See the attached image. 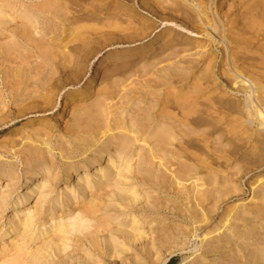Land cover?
<instances>
[{
    "label": "rangeland",
    "instance_id": "374dc122",
    "mask_svg": "<svg viewBox=\"0 0 264 264\" xmlns=\"http://www.w3.org/2000/svg\"><path fill=\"white\" fill-rule=\"evenodd\" d=\"M160 1H162L165 6L178 9L180 16L178 18L173 17L168 11L164 12V15L159 14V17L153 15L140 6L141 0H0V12L4 13V19L11 21L16 27L20 28V30H8L5 27H0V170L4 169V166L6 167L9 164L12 165V171L20 172L25 170L26 158L31 153L43 157L42 161L39 162L36 167L41 169L44 167H51L52 170L56 172L60 171L61 175H64L66 172L71 171L73 166L81 164L87 156H92L93 150L95 149L93 146L101 138L102 131L97 129V120H103L104 122H102L104 125L108 123L111 126H114L117 122L121 126L140 125L142 126H139L140 132H144L146 131L144 127L147 123L145 122L146 119L152 120L158 117L164 110L161 109L162 107L166 108L168 106L176 110L174 109L176 108L175 101L165 102V100L161 99L164 93L163 89L170 87V84H165L166 86L163 84V79L166 75L168 76L169 74L172 75L175 73V75H172V81H175V86L181 89L191 87L192 85V78L185 79L182 83L179 81L181 80V75H179L180 72L187 71L189 66L193 65V67H195V79L210 77L207 75V68L213 57H218L216 61L217 66L215 64L216 75L220 74L219 72L221 70H225L226 68L228 70V66L222 63L223 52L221 51V44L216 42V37L219 36V33L214 27L215 20L212 7L214 3L219 0H203L205 2L202 7L205 9L203 10L204 15L203 13L199 15L196 10V8L199 7L197 0H189V3L183 0H175V2L173 0ZM20 5L22 9H25V13L13 15L12 12L14 8ZM238 6L233 7V9H223L222 11H226V15L227 17L229 16V19L233 18L241 22L245 14L248 16L250 11H254L253 9H256L254 15L257 17L264 12V0H246L245 6ZM27 13L30 14V16H27ZM160 16L167 21L162 20ZM191 16H193V18ZM205 16L210 17L208 20L210 24L214 23L212 28H208L209 34L201 32L200 29L196 28L197 23L200 22L199 20H204ZM187 17L192 18L191 21L188 20V23L184 22ZM240 21L239 24L241 25L242 23ZM140 23H144V27H153L151 29L149 28L148 32L150 35L147 38H145V33L136 32V28ZM241 29L243 30L239 33L241 37L244 36L242 41L243 47L247 52H250L246 61L247 63L256 65L255 62L259 59L257 51L260 50L259 45L261 42L258 39H256V41H251L250 36L261 35V32H257V34L254 28L241 27ZM154 37L157 38L156 42L147 52L134 54L127 60L114 62L103 68L102 72L98 73L92 88L84 95H80L75 100L70 101L66 117L62 119V121H64L62 128L55 130L49 126L48 123L55 122V117L61 109L62 104L60 101L65 99V97L70 92L74 91L77 86H82L88 77L93 75V70L100 60L107 56L116 57L121 55L139 47L144 40L149 41ZM223 77L224 78H216L219 81L216 85L218 88L215 85H211L205 96L208 98L211 97L213 101L216 99L215 102L218 100L216 102L217 104H229L230 106L235 104L236 108H243V103L245 99H247L245 95L247 94L243 90L240 92L235 90L241 85L239 83L234 86V83L239 80L236 81L234 78L227 76ZM228 78L229 80H227ZM234 96L238 102L235 100ZM262 97L264 98V91H262ZM222 102H224V104ZM102 109L105 110L104 113ZM232 110V108L230 109L228 107L224 109V111L227 112L226 116L224 115L226 119H224L222 123L216 124V128H213L214 132L212 129H205V126L197 129L198 133H201L203 130L208 132L207 139L205 138L206 140L203 141L200 140L201 143L198 144V147L201 146L199 147V149L201 148L200 150L205 151L206 148L204 147L206 145L211 146L214 150H224L225 148V150H229V146L227 145L233 143L235 146L238 144V146L241 145L242 147L237 155L238 157L233 158L230 161L231 163H224V166L220 167L222 173L219 168H215L217 166H214V171L205 172L202 174L204 176L200 175L201 179H207L204 181H213L217 179V176L221 173L219 176L221 179L218 178V180L222 182L219 186L223 189V192L221 191L223 194L222 197H220L221 195L219 196L220 193L215 191L218 187L217 184H211V188L214 187L215 189L213 188L210 190L209 186L208 188L210 191H206L208 192L206 193L207 197H210V195L211 197L204 203L205 205H203V208L205 212H209L208 215L210 219L213 215L212 219H209V224L204 226L201 225L203 223L198 225L195 224L197 228L194 227L193 229L194 225H191L190 219H188V221L181 218L179 221H177V219L172 220L170 216H172L174 212V206L182 210L181 212L179 210L180 215L185 216L186 213H190L193 219L196 217L197 220H199V217L200 219L204 217L203 211L201 207L197 208L196 206H194L192 212L191 210L188 211L191 205H188V201L186 202L185 199L181 200V198L177 196L174 188L175 186H171L170 172L161 169L160 172L156 171L157 168H154L155 174L165 183L167 182L169 186L164 183L163 185H166L165 188L150 194L159 204V210L164 211L161 213L162 216L152 212L149 213L150 217H147L144 215V209L141 206H138L140 209L135 213H130L132 216L136 217L134 220L135 223L143 224L145 227L144 233L147 234V238L143 241L142 245L147 247L149 253L147 256H142V258L144 257L145 259L143 258L139 264H191L202 256L205 260L210 257L212 259H222V255L225 252L234 259H242L243 262L247 256L253 257L254 255L256 256L253 258L260 259L261 257V260L264 261V200L258 199L259 197L257 196L261 190L260 186L264 185H259L257 181L258 179L264 178V126L252 120L253 123H250V125H248L249 122H247L244 124L246 126H242L240 129H234L236 125L233 122V117L238 115ZM231 116L233 117L230 118ZM36 117H40L43 121L29 126L28 120ZM132 117L136 118L132 121L133 123L130 124ZM208 121L211 125H214L210 120ZM46 122H48V125ZM77 123L81 127V129H78L79 131L74 130L75 127L78 126ZM27 127H31L33 129L32 131L36 134L32 132L28 135H22L24 129ZM141 128L145 129L143 130ZM242 128H244V130ZM240 130H243V132H240ZM120 131L121 130L115 132L118 133ZM245 131H249L247 133L248 135ZM156 132L157 131L152 130L150 133L153 134ZM75 133L78 134V137L74 136L76 135ZM238 133L241 135H238ZM81 135L83 137L87 136L91 138V140L88 138V140H80V137H82ZM232 136L236 139L232 138ZM230 138L231 140H229ZM233 140H237L238 143ZM203 142L206 143L205 146ZM258 142L260 143L258 144ZM211 143L214 145L212 146ZM116 145H118L117 142L112 145L106 144L105 146H111V148H113ZM253 145L256 146L257 150ZM142 146H144L143 141L137 142V144H135V152L133 151L125 161L126 163L132 158L128 165L135 169L134 174H138L136 162L141 161L139 158L140 155H145L143 159H148L150 157L147 152L148 146H145L144 149ZM141 148L143 150H140ZM203 151H196V154L199 152L196 158L200 159ZM136 152H139V156ZM211 152L213 153V151ZM65 156H67V158H65ZM180 156L181 155H177V158L174 157L178 160L176 164L183 161L181 164L187 165L189 160ZM94 158L95 157L92 156V159ZM159 159L169 160L167 156H159V158L153 160V163L158 165ZM218 160L220 162L224 161V159ZM190 164L191 162L188 164L189 167ZM32 165L34 166L35 163H32ZM118 167L120 170L121 165H118ZM175 168H177V166ZM175 168L173 167V169ZM217 170L219 174H217ZM8 173V177L12 175L11 171ZM79 173L77 172L75 175H79ZM213 173L215 175H213ZM223 173L225 176H223ZM134 174H132V176H134ZM205 174H207V177ZM8 177L5 176V178H3L0 176V179L3 178L0 182L3 184V186L0 185V193L5 191L6 181L9 180ZM109 177L111 178L113 176ZM210 177H213V180ZM227 177L229 178L228 180L226 179ZM199 184H202V182H199ZM57 188L60 189L62 186H57ZM142 188L143 187L140 186V192L143 191ZM113 190L114 185H111V183L98 185L87 198L84 197V199H86H83V202L82 200H80V202H74V208H70L69 205L59 204L58 206L56 205L52 214H49V206L51 205L48 202H42L44 206L41 207V200H39L37 194L31 197L24 208L20 209L18 218H13L12 206H5V213L1 216L0 225L8 223V226H10L14 221L20 223L23 221V218L34 215L37 221L35 220V226L25 234L26 236L22 237L23 230L17 227L11 234L4 233L0 237V264H82L81 258H84L86 252L80 230L82 225L86 224V216L79 215L87 212L89 205L94 200L103 201L104 205H108L109 202H111V198L108 196L111 194L116 195L119 191V189L115 192ZM263 190L264 186L262 191ZM129 193H132V191ZM182 194H184V192ZM139 198L144 199L143 197ZM240 208L243 209L241 217L238 216L242 213ZM237 209L240 210L237 211ZM27 211H29V213ZM194 211H197V213H194ZM112 213L117 215L115 211L109 213V207L96 213L95 222L93 223L101 228H99L100 233L110 234L114 228H129V223L123 222L124 218L115 221V216L110 217ZM229 213L231 215L233 213V215L231 216ZM51 215L58 221L56 226L57 229L53 231L49 237L37 235L33 237L34 234H36L35 229L44 224L47 221V217ZM155 218L159 219L160 222L162 220V224L165 226L172 225V228L174 226L175 229L178 228L176 225L179 226L178 229H181V234L178 232L179 241H176L177 244L169 242L161 251H156L151 247L150 244H152L153 238L151 229L160 228V225L158 226L156 222L153 223V219ZM170 220H172L173 223ZM221 220L222 222L224 220H229L230 222L228 221V225L236 224V227L234 225L235 231L239 234L237 230H242L240 234H242L243 238L235 240V238L231 236V231L221 228L222 230L219 229L204 239L205 233L210 230L215 231V229H218L217 227L225 223H222ZM40 230L42 229L40 228ZM61 230L65 232L64 235L67 238L64 242L65 245L63 247L56 245L54 249L49 252L51 253L49 256L44 254L41 249L44 248V245H46L48 241L54 239L55 234ZM183 230L184 232H182ZM1 232L3 231L1 230ZM224 236L225 238H223ZM226 237L230 240L233 239L232 241L229 240L230 245L227 244L226 247H222L216 244L218 238L225 240ZM211 238L215 239V241L213 240L214 243ZM206 243L209 244L210 247ZM242 245H245L247 248ZM64 247L66 250H63ZM211 247L216 249L217 255L211 252V250H213ZM236 247H238V249ZM206 249L207 251L210 250L209 253L211 254H207L205 251ZM239 250L243 256L239 255ZM248 250L253 252L250 253ZM257 250L261 252V254H259ZM221 252H223V254H221ZM234 252L238 254L235 255ZM104 254L105 252L100 250V257L102 259L100 264H131L126 258L111 262L106 254ZM212 254L213 256H211ZM134 255L135 254H130L128 257V259L132 261V264L135 262L133 260ZM257 256L259 257L257 258ZM228 259L221 263L224 264L229 261ZM206 263L209 264V261H206ZM232 263H234V261L230 264ZM134 264L137 263L135 262ZM253 264H256V262H253Z\"/></svg>",
    "mask_w": 264,
    "mask_h": 264
},
{
    "label": "bare ground",
    "instance_id": "6f19581e",
    "mask_svg": "<svg viewBox=\"0 0 264 264\" xmlns=\"http://www.w3.org/2000/svg\"><path fill=\"white\" fill-rule=\"evenodd\" d=\"M141 1L142 2L140 3L141 4L140 6L153 15H156V16H158L159 14L164 15V12L168 11L169 14L173 17L178 18L180 16L179 15L180 13H178V11H179L178 9L173 8L171 6H165L162 3V1H160V0H141ZM173 1L175 2V0H173ZM183 1L189 3V0H183ZM219 1H220V3H219ZM219 1L214 3V5L212 7V11L214 13V20H215V26L214 27L219 33V36L216 37V42H219V44H221V51L223 52L222 53L223 54L222 63H224L228 66V70L226 68L225 70H221L220 72L218 71L220 73V74H218L219 76L215 74V67L217 66L216 61H217L218 57H213L209 62L210 65L207 68V71H208L207 75L210 76V77L208 76L209 78L195 79L194 78L195 67H193V65L189 66L188 70L185 72H180L182 70L181 69L179 71L180 72L179 75H181V77H180L181 80H179V81L181 83L183 80L185 81V79L192 78L191 87H186V88H181V89H179L180 87L177 88L175 86V84H174L175 81L174 82L172 81V75H175V73L172 75L169 74L168 76L166 75L163 79L164 80L163 84L164 85L170 84V87L167 86L168 88H164V89L162 88L164 93L162 92L163 95L161 96V99L165 100V102H171L172 100L175 101L176 108H174V109H176V110H173V109L169 108L168 106L166 108L160 107L161 109H164V110L160 113V115L158 117H156L155 119H152V120L146 119V121H145V122H147L146 124L144 122V124H145L144 127L146 128V129L144 128L146 130L144 132H142V131L140 132L139 128L142 127L140 125H139L140 127L139 126H131V125L121 126L117 122L116 124H114V126H111L108 123H106L104 125L103 120H102L103 122L99 121L100 119L97 120V124H96V125H98L97 129H100L102 131H101V138L93 146L95 149L93 150L92 156H94L95 158L92 159V156H87L83 160V162H81V164L73 166L71 171L66 172L64 175H61L60 171L56 172V171L52 170L51 167H44L43 169L36 167V166H38L37 164L42 161L43 157H41L40 155L36 156L34 154H31V153H30L31 155L29 154V156L27 158L25 157L27 160L25 170H22L20 172H15V171H12V165L9 164L6 167L4 166V169L0 170V176H2L3 178H5V176L8 177V174H9L8 172H10V171H11L12 175H10L8 177L9 180L6 181L7 183L4 182V183H6L5 191L0 193V219L2 218L1 216L4 215V213H5L4 207L8 206V205L13 207L12 208L13 218L14 217L18 218L20 209L24 208V206H26L28 204V202L30 201L31 197L36 196L35 194H37L39 196V200H41L40 201L41 207L44 206V204L42 202H48L51 205V206H49V209H50L49 214H52V212H54V210L56 208V205L57 206L59 204L60 205L61 204L62 205H69L70 208H74L75 207L74 202H80V200H82V202H83L84 197L87 198L88 195L93 192L94 188H96V186L111 183V185H114V190H113L114 192L119 189V191L116 193V195L111 194L110 196H108L111 198V202H109L108 205H104L103 201L94 200L89 205L88 211L79 215V216H81V215L86 216V224L82 225L81 230H80V233L82 234V238L85 241V242L83 241V246L85 247V252H86L84 258H81V262H82V264H100L101 260H102L100 257V250H101V251L105 252L107 258L111 262H116V260L118 261V259L120 260L122 258H126L127 261L129 260V262H131V264H132V261L130 259H128V257L130 254L131 255L135 254L133 257V260L137 264H139L144 258V257L142 258V256H144V255L147 256V254L149 253L147 247L145 245H142L143 241L147 238V234L144 233L145 227L143 226V224L142 223H135L134 220L136 219V217L132 216V214H130V213H135L138 209H140V208H138V206H141L144 209V215L147 217H150L149 213H152V212L157 213V215H161V213L164 212L163 210H159V204L156 202V200H155V198H153V196H150V194L152 192L161 191L162 188L166 187V185H163L165 182L158 175H156L154 172V168H157L156 171H160V169H161V170H165L167 172H170L169 176H171V178H170L171 179L170 181L172 182L171 186H175L174 188H175V191L177 193V196H179V198H181V200L185 199L186 202L188 201V205H191L188 211L191 210V212H192L194 206H196L197 208L201 207L202 211H203L204 217L202 219H200V217H199V220H197L196 217H195V219H193V217H192V215H190V213H188L189 215L186 213L185 216L180 215L179 214L180 209H178L177 206H174L175 209L173 210V208H172V210L174 212H173L172 216H170V217H172V220L177 219V221H179L181 218L183 220L186 219L185 221H188V219H190L189 221H190L191 225L192 224L194 225V226L192 225L193 229H194V227H196V225L201 224V223H203V224H201L203 226L206 224H209V222H210L209 221L210 217L208 215L209 212L204 211L203 205H205L204 203L207 200H209L208 198H210L211 195H210V197H207L206 193H208V192H206V191L207 190L210 191L214 188V187L211 188V184L212 185L217 184L218 187L216 189L215 188L214 189L217 193H220L219 196L221 195L220 197H222V195H223L222 190L223 189H221L219 187L222 182H220L218 180V178L221 179L219 176L222 173L220 167L224 166V163H228V164L231 163L230 161L233 158L238 157L237 155L239 154L242 147H241V145L238 146V144H236L237 146H235V144L230 141L234 145L233 144H231V145L226 144L227 146H229V150H225L226 148L224 150H222V149L214 150L211 148V146L206 145V143L203 142L204 146L206 145L204 147V148H206V150L205 151L200 150L201 148L199 149V147H201V146L198 147V144L201 143L200 140L203 141V140L207 139L206 137H207L208 132L206 130H203L201 133H198L197 129L199 127L205 126L206 127L205 129H212V131H213V128H216L217 123H222V121H224V119H226L224 117L226 116L227 112H225L224 109H227V107L230 109L232 108L235 111V113H237V115H238L235 117H233V116L230 117V118L233 117V119H234L233 122L236 125L234 127V129H237V128L240 129L242 126H246L244 124H246L247 122H249L248 125H250V123H253L252 120L257 121L261 126H264V98L262 97V91H264V12H262L261 15L260 16L258 15V17H257L256 15H254V11H256V9H253L254 11L253 12L250 11V14L248 16L245 14V17H243L241 19L242 20V22H241L240 20H237V19H233V18L229 19L228 18L229 16L227 17V15H226V11L223 12L222 10L223 9L228 10L229 8L233 9V7L238 6V5H244L245 6L246 0H219ZM197 2L199 4V7L196 8V10L198 11V14L200 15L201 13H203V10H205L202 8L205 2L203 0H197ZM24 13H25V9H22L21 5L19 7H15L14 11L12 12L13 15L24 14ZM26 15L30 16V14H28V13ZM203 15H204V13H203ZM203 15H202V17H203ZM4 16H5L4 13L0 12V17H2V18H0V27H5L8 30L9 29L10 30H20V28L16 27V25L14 23H12L11 21L5 20ZM191 17L193 18V16H191ZM191 17H187V19L184 20V22L188 23V20L191 21L192 20ZM185 18H186V16H185ZM209 18H210L209 16H207V17L205 16L204 20L200 18L201 20H199L200 22L197 23L196 28L200 29L201 32H204V33L206 32V34L207 33L209 34L208 28H212L213 24H214V23L210 24V21H208ZM162 20L167 21L163 18H162ZM194 21H195V19H194ZM239 21L242 23L241 25L239 24ZM194 26H196V25H194ZM117 27H118V25H117ZM241 27H243V28H254L256 30V33L261 32V35L250 36L251 41H253V40L256 41V39H258L261 42L260 45L258 44L260 46V50L257 51L259 59L257 58L258 61L255 62L256 65L247 63V61H246L250 52L249 51L247 52L246 49L243 47L242 41L244 39L243 38L244 37L243 36L244 31L242 32L243 37H241V35L239 33L241 30H243V29H241ZM149 28L144 27V23H140V24H138V26L136 28V30H137L136 32L138 33V31H139V32H142V34L145 33V35H146L145 38H147L150 35V33L148 32ZM151 28H153V27H151ZM156 39L157 38H155V37L149 41H145L144 39H142L144 41L139 47L132 49V50H129V51H127L121 55H118L116 57L107 56L106 58L100 60L93 70V75L89 76L88 79L85 81V83L82 86H77L74 91L70 92L65 97V99H62L60 101V103L62 105H61V109H60L59 113L55 117V122L54 123L46 122V124L48 123L49 126L55 130H57L58 128H62L64 125V121H62V119H64L66 117V114L68 111L67 109L70 106V101L75 100L80 95H84L88 90H90L96 81V77H97L98 73L102 72L103 68L107 67L108 65H110L114 62L127 60L134 54H141L143 52L144 53L147 52L148 49H150V47H152L155 44ZM250 43H252V42H250ZM218 52H220V51H218ZM183 59H184V57H183ZM215 64H216V66H215ZM223 76L232 77L236 81L239 80L235 83L233 82L235 84V85L234 84L233 85L236 86V84L238 85L240 83L241 85H239L235 90H237V92H240L243 90L247 94V95L244 94L245 97L247 96L246 97L247 99H245V101L243 103V105H244L243 108H241L240 106H239L240 108H238V107L236 108L234 103H233L234 104L233 106H230L229 104L221 105L220 103H219L220 104L219 105L216 103L218 100L215 102L216 99H214V101H213V100H211V97L208 98L205 96L208 92L207 90L210 88L211 85L216 86L217 83H219L218 79H216V78H219V77L224 78ZM173 77H175V76H173ZM165 78H166V80H165ZM227 80H229V78ZM229 83H231V82H229ZM182 86H184V85H182ZM214 89H216V88H214ZM210 91H213V90H210ZM234 98H235V96H234ZM235 100H236V98H235ZM222 103L224 104V102H222ZM243 105H241V106H243ZM162 106H164V105H162ZM105 108H106V106H105ZM107 109H108V107H107ZM108 111H109V109H108ZM102 112L104 113L105 110L102 109ZM106 114H107V112H106ZM229 114H230V112H229ZM135 118L136 117L131 118L130 124L133 123L132 121ZM208 120H210L211 123L214 125H211ZM42 121L43 120L40 117H36L33 119H29L28 125L29 126L35 125V124L40 123ZM77 125L78 126H76L74 130L81 129V127L79 126L78 123H77ZM251 125H253V124H251ZM230 127H232V126H230ZM97 129H95V130H97ZM141 129H143V128H141ZM239 129H238V131H239ZM242 129L244 130V128H242ZM32 130L33 129L31 127H27L24 129L22 135L31 134L33 132ZM118 130H121V131L116 133L115 131H118ZM152 130H155L157 132L151 134L150 132ZM231 130H230V132H231ZM243 130L242 131L240 130V132H243ZM247 130H250V129H247ZM88 131H89V129H88ZM114 132H115V134H114ZM225 132H226V130H225ZM248 132H246V134ZM227 133H229V132H227ZM34 134H36V133H34ZM209 134H210V132H209ZM238 135H241V134L238 133ZM74 136L78 137V134H76ZM233 136H235V135H233ZM233 136H232V138H234ZM235 137H238V136H235ZM87 138H88L87 136L86 137L82 136V137H80V140H85ZM88 139L91 140V138H88ZM234 139H236V138H234ZM229 140H231V138ZM237 140H239V139H237ZM114 141L117 142L118 145H116L114 147L112 146L113 148H111V146H105L106 144H110V145L114 144L115 143ZM139 141H143V143H144V146H142L143 149L145 146H148V151L147 150L146 151L148 152V154H149L148 156H150V157L148 159H146V158L143 159V157L145 155L144 156L140 155L139 158L141 161L136 162L138 174H134L135 169L132 168V166L128 165V163L132 160V158L129 159L126 163H125V161L127 158H129V156L134 151V149H136L135 144H137V142L139 143ZM233 141L236 142L235 140H233ZM237 143H238V141H237ZM259 143L260 142H258V144ZM255 144H256V142H255ZM211 145H212V143H211ZM226 145H224V146H226ZM261 145H262V143H261ZM253 147H255V149H256V146L253 145ZM142 148L140 150H143ZM258 149H260V148H258ZM263 149H264V147H263ZM173 150H175L176 152ZM198 150L200 152L203 151L202 152L203 157L201 156L200 159L196 158L197 154L199 155V152L196 154V151H198ZM210 150L213 151V153ZM261 153H263V152H261ZM177 155H181L182 158L189 160V162H191L190 167L188 166L189 162H187L188 163L187 165L181 164V163H183V161L179 164H176V161H178V160L175 159L174 157H176ZM138 156H139V154H138ZM148 156H146V157H148ZM159 156L160 157L167 156V158H169V160L159 159L158 165H155L153 163L154 162L153 160L159 158ZM65 158H67V156H65ZM202 158H204V159H202ZM218 159H224V161L220 162ZM258 159H260V158H258ZM32 163H35V165H34L35 167L32 165ZM124 163H125V165H124ZM184 163H185V161H184ZM118 165H121L120 170H119ZM176 166H177V168H175ZM214 166H217L215 168L220 169V172H221L220 174L218 173V170H217V174H219V176H217L218 178L213 180L212 178L216 177V176L210 177L213 181H210V180L204 181L207 179H201L200 175L204 174L205 172L214 171ZM228 166H230V165H228ZM173 167L175 169H173ZM69 168H70V166H69ZM241 169H243V168H241ZM77 172L78 173L80 172L79 175H75V174H77ZM167 172H165V173H167ZM243 172H244V170H243ZM132 174H134V176H132ZM205 175L207 177V174H205ZM213 175H215V174L213 173ZM109 176H113V177L110 178ZM202 176H204V175H202ZM211 176H212V174H211ZM223 176H225V174ZM3 178L0 179V182L3 180ZM226 179L228 180L229 178L227 177ZM257 181L259 182V185L264 184V178L258 179ZM140 182H141V184H140ZM199 182H202V184H199ZM165 184H167V182ZM0 185L3 186V184H1V183H0ZM57 186H62V188L58 189ZM140 186L143 187L142 192H140L141 190H139ZM263 186L264 185L260 186L261 190H260V193H258V195H257L259 197L258 199H260V200H264V190L262 191ZM208 187L210 188V190ZM168 188H170V187H168ZM130 191H132V193H129ZM183 192H184V194H182ZM213 192H214V190H213ZM138 193H140V194H138ZM139 197H143L144 199H140ZM215 202H217V201H215ZM108 207H109V213L114 212V211L117 213V215L112 213L110 215V217L115 216V219H114L115 221H118V220L124 218L123 222L129 223V228H127V229L126 228H114L110 232V234H104L103 232L100 233V231H99L100 227H98L97 224L93 223V222H95V215L97 212H100V211H102ZM240 209H237V211ZM242 210L243 209H241V211ZM181 211L182 210H180V212ZM184 211H186V210H184ZM235 211H236V209H235ZM27 212L29 213V211H27ZM194 213H197V211H194ZM242 214H243V211H242L241 215H238V216L241 217ZM129 215H130V217H129ZM232 215H233V213H232ZM227 216H225V217H227ZM212 217H213V215L211 216V219H212ZM236 218H238V217H236ZM35 220H36V218L34 215L31 217L23 218V221H21L20 223L17 221H14V222L12 221L13 223L10 226H8V223L4 224V225H0V237L4 233L11 234V232L12 231L14 232L17 229V227H19L20 229L23 230L22 231V237L26 236L25 234L28 233L29 230L33 226H35L34 223L37 221V220L36 221ZM172 220H170V221H172ZM229 220H226V221L224 220L223 222H225V223H223L221 220V222L223 224L221 226L217 227L218 229H215V231L210 230L209 232L205 233V236L203 235L204 239H205V237L212 235L214 232L218 231L221 228H223L224 230H227V231H231V233H232L231 236L233 238H235V240L238 238L242 239L243 238L242 234H240V231L242 232V230H237V231H239L238 232L239 234H237L235 231L236 224H234L235 227H234V225H228L227 223ZM245 220H246V218H245ZM154 222H156V224L158 226L160 225V228L157 227L155 229L154 228L151 229L152 234H153V238H152V244H150V245L153 249H155L156 251H161V250H163L165 245H168L169 242H172L173 244L174 243L177 244L176 241H179L178 232H180V234H181V231H180L181 229L180 230L178 229L179 228L178 225H176L178 228L175 229L174 226L172 228V225H170V226L163 225L162 220L160 222L159 219L155 218V219H153V223ZM164 223H165V221H164ZM172 223H173V221H172ZM57 224H58V221H56V218L53 215L47 217V221L44 224H42L40 227H37L35 229L36 234H34L33 237H35L36 235L49 237L50 234L57 229V227H56ZM40 228L42 230H40ZM191 229H190V231H191ZM1 230L3 232H1ZM221 230H220V232H221ZM196 231H197V229H196ZM182 232H184V230ZM64 234H65V232L62 230L57 232L55 234L54 239H52L51 241H48L47 244L44 245V248L41 249L42 252L49 256L51 254L49 252H51L56 245L63 247L65 245L64 242L67 240V238L65 237ZM220 235H221V233H220ZM220 235H219V237H220ZM223 238H225V236ZM213 240L215 241V239H212V241ZM229 240L230 239L227 237L225 240H222V238H218V240L216 241V244L218 246L226 247L227 244H229L230 241H232L233 239L230 241ZM214 241H213V243H214ZM243 241H244V239H243ZM210 243H211V241H210ZM209 244H207V245L210 247ZM235 246H236V244H235ZM242 246L244 247L245 245H242ZM211 248L213 249V250H211V252H213V254L216 253L215 255H217V252L215 251L216 249L214 247H211ZM236 248L238 249V247H236ZM245 248H247V247L245 246ZM63 250H66V248L64 247ZM255 250H254V252H255ZM205 251L207 254L210 252V250L207 251V249ZM223 251H225V250H223ZM252 252L253 251H251L250 253H252ZM234 253H235V255L240 253L239 255L243 256V254H241L240 250L238 253H236V252H234ZM209 254H211V253H209ZM213 254L211 256H213ZM221 254H223V252H221ZM259 254H261V252H259ZM259 254H257V255H259ZM222 256H223L222 259L221 258L218 259V258H214V257H213L214 259H212L210 257L208 259L206 258V260L204 258H202L203 256L202 257L200 256L201 258L196 259L191 264H207L206 261H209V264H220L221 262L226 261V259H228V258H229L228 259L229 261L225 262L224 264H230L232 261H234V263H232V264H253V262L254 263L256 262V264H264V261L261 260V257H260V259L253 258L256 255H254L253 257L247 256V258L245 259L244 262L242 261V259L240 260L238 258L237 259L232 258L231 255H230L231 256L230 257L228 254H226V252ZM215 257H217V256H215ZM258 257L259 256H257V258Z\"/></svg>",
    "mask_w": 264,
    "mask_h": 264
}]
</instances>
